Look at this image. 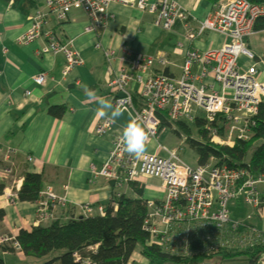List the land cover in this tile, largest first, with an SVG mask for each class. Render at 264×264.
<instances>
[{"label":"built area","instance_id":"obj_1","mask_svg":"<svg viewBox=\"0 0 264 264\" xmlns=\"http://www.w3.org/2000/svg\"><path fill=\"white\" fill-rule=\"evenodd\" d=\"M112 4L146 12L154 27L163 32H171L176 23L183 24L185 54L180 76L174 81L152 74L154 60L140 54L132 56L127 68L112 73L107 88L114 108L138 116L149 139L145 153L136 158L125 151L122 135L117 136L98 176L119 187L146 179L155 189L164 192L157 203L141 199L146 209L143 229L154 245L175 256L184 257L192 252L215 253L234 241L224 238L226 230L231 233L241 227L228 210L231 202L250 208L258 216L264 209V170L253 179L243 169L216 167L211 160L203 166L188 167L180 162L174 151L169 152L157 143L160 125L157 115L165 114L171 123L179 120L191 123L200 119L204 121L202 129L213 142H218L219 128L221 131L229 128L234 139L247 141L251 129L256 126L253 118L259 105L264 103V82L257 79L255 56L245 43L254 35L255 21L264 19V5H250L245 0H220L192 28L188 22L195 20L192 16L195 8L186 7L177 0L151 3L147 0H45L44 3L48 17L56 23L63 22L71 10H80L86 19L84 32L95 37L97 49L101 48L99 30ZM48 17L36 12L29 28L16 43L33 45L37 57H55L65 77L81 67L82 60L70 43L58 41ZM205 34L219 36L228 43L215 50L200 51L196 44ZM182 46L181 42L177 43V47ZM119 52L123 56L129 54L124 46ZM103 56L109 67L123 60L112 51H104ZM33 81L43 86L46 76L39 73ZM134 85L138 86L136 94ZM199 112L203 117H198ZM110 127L109 120L101 122L94 129L95 135L105 134ZM157 151L163 152L165 157H158ZM12 154L10 149L0 151L1 161L8 162ZM32 162L31 157H26V163ZM1 172L9 178L6 199L13 204L18 201L16 190L22 182L17 180L16 171L10 165L1 166ZM64 205L65 200L58 198L52 189L42 190L34 204L36 221H51V209ZM79 211L81 217L90 216L88 206L79 207ZM192 242L200 243V248L190 251ZM0 248L16 252L20 249L15 237L9 235H0ZM90 251L94 249L88 248L87 253ZM72 257L78 264H90L88 259L76 254ZM209 264L215 263L210 261Z\"/></svg>","mask_w":264,"mask_h":264},{"label":"crops","instance_id":"obj_2","mask_svg":"<svg viewBox=\"0 0 264 264\" xmlns=\"http://www.w3.org/2000/svg\"><path fill=\"white\" fill-rule=\"evenodd\" d=\"M153 1L147 0L148 3ZM177 1L186 7L195 8L192 10L195 20L188 22L192 28L197 26L209 10L201 0ZM43 2L0 0V151L3 153L10 149L14 152L8 162L0 158V187L3 189L0 195V211L3 214L0 219V235L12 237H16L20 231L45 227L49 223L36 221L34 204L18 201L11 204L6 199L10 183L2 174L1 166L10 165L16 171L19 182H23L26 173L40 175L42 189H52L69 207L68 216L60 215V211H57L55 218L61 217L60 221L68 220L69 216L80 217L81 206L90 208L91 217L101 215L113 194L128 197L135 195L129 186H120L122 189H117L119 186L116 185L110 187L108 181L98 176L112 142L122 135V129L131 116L118 112L114 119L102 117L97 112L99 101L105 98L112 102L107 88L111 75L127 68L134 54L153 59L151 73L173 81L180 76L185 54L182 38L184 26L181 23H176L171 32H163L154 27L151 16L146 12L112 4L99 30L101 48L97 49L95 37L84 32L86 19L80 10H71L63 22L56 23L51 16L48 17ZM36 12L49 18L58 41L62 44L70 43L82 60V66L65 77L55 57H37L33 45L19 46L16 43L29 28ZM178 42L183 44L181 48L177 47ZM223 42L224 39L219 36L205 34L196 47L200 51L215 50L223 46ZM121 46L129 54L121 55ZM104 51H112L123 60H117L109 67L103 56ZM39 73L46 76L43 86H37L33 81ZM257 74L258 81L263 83L264 72L257 71ZM137 90L138 86L134 85L135 94ZM59 107L65 109L64 114L60 118L52 116L49 110ZM105 120L111 122L110 129L101 136L95 135V127ZM159 133L156 141L161 145L162 137H159ZM155 154L165 157L161 151ZM26 157H31L33 162L26 163ZM134 184L140 195H150L147 198L140 196V199L157 203L164 195L163 191L155 189L146 179H140ZM258 217L260 230L264 233V209ZM153 225L157 227L156 222ZM3 251L0 250L3 264H12L5 260L12 255L19 257L22 264L34 263L16 251ZM135 252L133 262L146 264L138 256V249Z\"/></svg>","mask_w":264,"mask_h":264},{"label":"trees","instance_id":"obj_3","mask_svg":"<svg viewBox=\"0 0 264 264\" xmlns=\"http://www.w3.org/2000/svg\"><path fill=\"white\" fill-rule=\"evenodd\" d=\"M201 1L211 9L220 0ZM245 1L250 5H264V0ZM44 3L45 0L43 5ZM261 31H264V19H258L253 25L254 33ZM49 112L52 116L60 118L65 109L51 108ZM157 118L160 122L158 131L168 130L181 138L183 143L196 153L197 166L206 165L211 160L216 167L243 169L253 179L264 170V103L259 105L253 118L256 126L251 129L247 141L235 139L231 145L211 141L202 129L204 121L200 119L191 122L199 135V138L195 139L190 136L186 122L179 120L171 123L165 114L161 113ZM128 186L135 195H111L99 216H69L68 220L60 221L61 217L55 218L57 211H60V215L68 216L69 207L64 205L51 209L53 219L48 221V226H38L18 233L15 237L20 248L18 253L31 259L34 264H78L72 257L73 254L88 259L90 264H136L132 256L137 249L138 256L146 264H209L210 261L215 264H258L260 260L264 263L263 231L241 221L238 231L229 233L230 230L225 229L227 237L224 238L229 241L233 238L234 241L215 253L202 255L192 252L183 257L165 252L154 245L149 234L144 231V203L135 184L130 183ZM42 188L40 175L26 173L22 185L16 190L18 202L35 204ZM2 190L0 187V195ZM2 215L0 211V219ZM88 248H93L94 251L87 253ZM0 250L4 252V249ZM0 264H3L1 260Z\"/></svg>","mask_w":264,"mask_h":264},{"label":"rangeland","instance_id":"obj_4","mask_svg":"<svg viewBox=\"0 0 264 264\" xmlns=\"http://www.w3.org/2000/svg\"><path fill=\"white\" fill-rule=\"evenodd\" d=\"M227 43L228 41L224 39L222 45L225 46ZM245 46L254 54L256 58V60H254V63H257L256 65L257 71H259V73H263L264 72V31L255 33L254 35L249 37L246 40ZM198 117H203L200 112L198 113ZM185 124L190 129V136L195 139L199 138L198 137L199 135L195 130L196 129L195 126L192 123H188V122H186ZM160 136L162 137L161 146L169 152L174 151L180 162L191 168L197 166L196 153L190 150L183 143L181 138L176 137V135L172 134L168 130H162L159 133V137ZM233 140H235L234 133L233 131H230L229 128L227 130H222L221 135H219L218 138V142L225 143L226 145H231ZM122 188L123 187H117V189H122ZM147 194L141 196L147 198L150 196ZM228 210L231 212L232 216H234L236 221H241L246 225L252 224L254 225L255 228L258 229L261 228L258 215H256L250 208L244 207L243 205L238 206L237 202L233 201L229 204ZM5 260H9L12 264H22V262L19 261V257L15 255L6 257ZM258 264H263V263L260 260Z\"/></svg>","mask_w":264,"mask_h":264},{"label":"clouds","instance_id":"obj_5","mask_svg":"<svg viewBox=\"0 0 264 264\" xmlns=\"http://www.w3.org/2000/svg\"><path fill=\"white\" fill-rule=\"evenodd\" d=\"M85 91L90 94L87 88H85ZM99 104L100 107L97 109V112L100 116L114 119L119 114L113 108L110 100L101 98ZM121 138L125 146V151L130 155L140 158L145 153L149 136L142 127L138 116H130L122 129Z\"/></svg>","mask_w":264,"mask_h":264},{"label":"water","instance_id":"obj_6","mask_svg":"<svg viewBox=\"0 0 264 264\" xmlns=\"http://www.w3.org/2000/svg\"><path fill=\"white\" fill-rule=\"evenodd\" d=\"M108 185L110 187H113V185H114L113 181H109L108 182ZM199 248H200V243H198V242H192V243H190V246H189V250L190 251H196Z\"/></svg>","mask_w":264,"mask_h":264},{"label":"bare ground","instance_id":"obj_7","mask_svg":"<svg viewBox=\"0 0 264 264\" xmlns=\"http://www.w3.org/2000/svg\"><path fill=\"white\" fill-rule=\"evenodd\" d=\"M108 85V84H107ZM263 210V209H262ZM255 212V211H254Z\"/></svg>","mask_w":264,"mask_h":264}]
</instances>
